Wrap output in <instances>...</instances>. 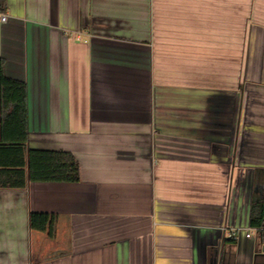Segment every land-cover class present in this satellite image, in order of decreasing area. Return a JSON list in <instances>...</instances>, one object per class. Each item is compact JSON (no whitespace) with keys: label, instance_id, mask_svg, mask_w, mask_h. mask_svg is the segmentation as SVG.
<instances>
[{"label":"crops","instance_id":"crops-1","mask_svg":"<svg viewBox=\"0 0 264 264\" xmlns=\"http://www.w3.org/2000/svg\"><path fill=\"white\" fill-rule=\"evenodd\" d=\"M2 76L0 264H264V0H6Z\"/></svg>","mask_w":264,"mask_h":264},{"label":"trees","instance_id":"trees-1","mask_svg":"<svg viewBox=\"0 0 264 264\" xmlns=\"http://www.w3.org/2000/svg\"><path fill=\"white\" fill-rule=\"evenodd\" d=\"M6 11V0H0V13ZM1 100L14 110H26L27 88L25 83L2 76ZM27 139L25 135L24 140ZM29 177L36 182L78 183L80 168L75 157L63 151H33L29 153ZM250 227L260 230L264 237V200L253 203Z\"/></svg>","mask_w":264,"mask_h":264},{"label":"built area","instance_id":"built-area-1","mask_svg":"<svg viewBox=\"0 0 264 264\" xmlns=\"http://www.w3.org/2000/svg\"><path fill=\"white\" fill-rule=\"evenodd\" d=\"M7 20H8V17H7V16L4 15V16L1 17V21H2L3 23H5ZM234 235H235V232H231V233L229 234V237H230V238H233ZM247 237L249 238V237H250V234H247Z\"/></svg>","mask_w":264,"mask_h":264}]
</instances>
